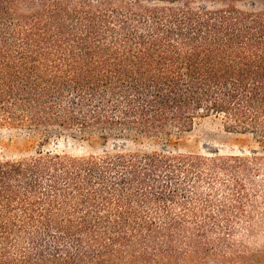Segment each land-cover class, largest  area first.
<instances>
[{
    "label": "trees",
    "instance_id": "obj_1",
    "mask_svg": "<svg viewBox=\"0 0 264 264\" xmlns=\"http://www.w3.org/2000/svg\"><path fill=\"white\" fill-rule=\"evenodd\" d=\"M193 1L0 0V124L264 137V4ZM262 213L257 156L0 160V264H240Z\"/></svg>",
    "mask_w": 264,
    "mask_h": 264
},
{
    "label": "rangeland",
    "instance_id": "obj_2",
    "mask_svg": "<svg viewBox=\"0 0 264 264\" xmlns=\"http://www.w3.org/2000/svg\"><path fill=\"white\" fill-rule=\"evenodd\" d=\"M226 2L196 0L192 6L220 8ZM260 0H243L235 3L241 9H260ZM168 152L198 156H257L264 159V137L251 133L230 132L220 116L199 118L186 132L171 130L156 137L139 136L132 132L111 133L102 136L97 132H82L77 128H34L0 124V160H21L39 152L66 154L73 157L102 156L115 152ZM263 212V211H262ZM264 213L258 215L254 236L241 238L246 246L243 256L232 260L240 264H264ZM121 264H142L127 261ZM184 264H230L229 260L196 256Z\"/></svg>",
    "mask_w": 264,
    "mask_h": 264
}]
</instances>
